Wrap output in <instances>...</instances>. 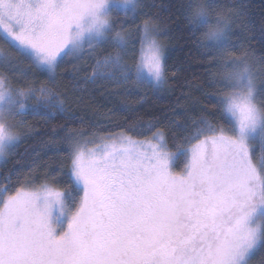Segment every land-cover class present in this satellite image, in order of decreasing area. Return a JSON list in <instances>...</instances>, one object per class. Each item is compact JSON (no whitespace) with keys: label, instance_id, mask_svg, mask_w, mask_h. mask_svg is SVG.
<instances>
[{"label":"snow or ice","instance_id":"1","mask_svg":"<svg viewBox=\"0 0 264 264\" xmlns=\"http://www.w3.org/2000/svg\"><path fill=\"white\" fill-rule=\"evenodd\" d=\"M153 6L0 0V160L31 134L25 116L66 111L55 84L68 57L87 56L70 73L81 91L165 90L175 72ZM178 11L209 56L214 111L169 120L181 129L171 134L175 151L151 120L139 125L151 133L144 140L69 132L67 168L34 159L23 179L0 184V264H253L264 253V56L243 47L240 6L181 0ZM32 69L47 82L27 80Z\"/></svg>","mask_w":264,"mask_h":264},{"label":"trees","instance_id":"2","mask_svg":"<svg viewBox=\"0 0 264 264\" xmlns=\"http://www.w3.org/2000/svg\"><path fill=\"white\" fill-rule=\"evenodd\" d=\"M214 2L225 9L234 6L242 8L235 29L241 30L243 47L256 57L264 56V0H214ZM142 3L154 5L150 9L152 18L159 26L162 39L166 43L169 72H175V77L169 79L165 90L154 91L140 86L129 93L111 95L99 85H85L86 90L81 91L72 83L70 73L73 65H84L87 56L80 61L68 57L58 69L55 84L56 91L66 100V111L54 117L43 115L24 117L25 126L30 128L31 134L6 161L0 163V184L6 186L9 183L8 178L15 183L18 174L23 179L24 175L33 170L34 159L38 165L51 164L54 167L63 165L67 168L68 153L62 138L69 132H82L84 136H90L124 131L134 137L145 138L151 133L141 131L139 125L151 120L156 128L168 132L170 149L175 151L171 147V134L175 132L179 138L181 129L171 125L169 120H178L183 124L185 116L197 117L205 110L207 114L214 111L215 88L210 86L209 56L205 54L204 48L197 45L195 38L190 36L187 21L178 11L181 0H142ZM144 18L141 16L137 23ZM230 51L240 54L236 49ZM24 66L28 67L27 61H24ZM27 80L39 86L40 83L47 82V77L32 69ZM206 94L213 98L209 99ZM140 96L144 99L138 102ZM124 104L129 107L122 110L121 105ZM132 124L138 127L130 131L129 126ZM182 158L180 156L176 160V168L182 166ZM35 171L40 174L45 169L39 167ZM16 186L19 187L18 184ZM262 256L264 253H258L253 264H257Z\"/></svg>","mask_w":264,"mask_h":264},{"label":"rangeland","instance_id":"3","mask_svg":"<svg viewBox=\"0 0 264 264\" xmlns=\"http://www.w3.org/2000/svg\"><path fill=\"white\" fill-rule=\"evenodd\" d=\"M160 33H161V30H160ZM158 39L164 44V46H165V49H166V43H165V41L162 39V34H160L159 36H158ZM121 132H124V131H117V132H114V133H109V134H116V133H121ZM125 134H127V135H130V134H128V133H126V132H124ZM106 135H108V134H103V135H101V134H95V136H97V137H103V136H106ZM91 136H93V135H90V136H85L86 138L87 137H91ZM130 136H132V135H130ZM132 137H134V136H132ZM148 137H150V136H148ZM135 139H139V140H144L145 138H147V137H145V138H137V137H134ZM91 146V145H90ZM1 162H3V160H0V163ZM182 166L180 167V168H176V165L174 166V171L175 172H179V171H181V169L183 168V164H184V160H183V158H182Z\"/></svg>","mask_w":264,"mask_h":264}]
</instances>
